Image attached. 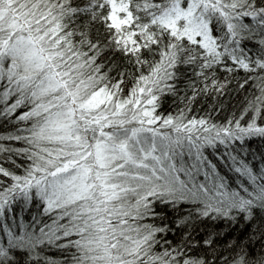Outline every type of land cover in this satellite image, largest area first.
<instances>
[{
    "label": "snow or ice",
    "instance_id": "obj_1",
    "mask_svg": "<svg viewBox=\"0 0 264 264\" xmlns=\"http://www.w3.org/2000/svg\"><path fill=\"white\" fill-rule=\"evenodd\" d=\"M0 127V264H264V0H0Z\"/></svg>",
    "mask_w": 264,
    "mask_h": 264
},
{
    "label": "trees",
    "instance_id": "obj_2",
    "mask_svg": "<svg viewBox=\"0 0 264 264\" xmlns=\"http://www.w3.org/2000/svg\"><path fill=\"white\" fill-rule=\"evenodd\" d=\"M191 75V73H189ZM240 76H243V72L239 73ZM221 76H223V73H221ZM194 78V77H193ZM231 88L234 90L231 93V96L224 101L225 109H222L220 113L217 112H211L210 118L213 120L216 119H222L223 117H226L227 115L231 114L233 111H238L239 107L242 105L245 96L248 95V90L252 88V85H246L244 89H235V81L230 85ZM191 94L190 92L188 93ZM228 95L227 93L225 94ZM219 99V97H218ZM175 100V104L172 103V101ZM212 104V101L208 97L201 96L198 98L197 102L192 107V114L193 115H207L209 113V105ZM181 106L178 99L175 97H168V103H166L163 106V111H175L176 106ZM6 129L4 127H0V133L4 132ZM14 146H22V145H14ZM18 163H22L23 160H18ZM6 167H10V165L5 164ZM22 174V173H20ZM36 209L33 208L32 212H35ZM25 219H31V215L29 213H25ZM219 227L223 229L224 235L221 239V243H227L228 239H234L237 235L236 226L232 227H226L224 224H220ZM168 239H172L171 236L167 237ZM49 255H58V252L56 249H51L48 252Z\"/></svg>",
    "mask_w": 264,
    "mask_h": 264
}]
</instances>
